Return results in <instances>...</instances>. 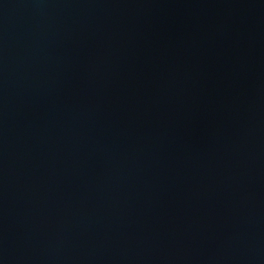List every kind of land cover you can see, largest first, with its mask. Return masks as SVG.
<instances>
[{
	"label": "water",
	"instance_id": "water-1",
	"mask_svg": "<svg viewBox=\"0 0 264 264\" xmlns=\"http://www.w3.org/2000/svg\"><path fill=\"white\" fill-rule=\"evenodd\" d=\"M0 264H264V0H0Z\"/></svg>",
	"mask_w": 264,
	"mask_h": 264
}]
</instances>
